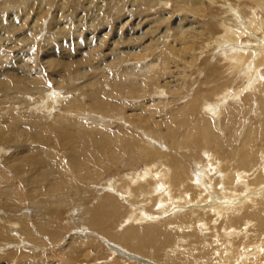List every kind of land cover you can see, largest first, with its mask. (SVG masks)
<instances>
[{
  "label": "rangeland",
  "instance_id": "374dc122",
  "mask_svg": "<svg viewBox=\"0 0 264 264\" xmlns=\"http://www.w3.org/2000/svg\"><path fill=\"white\" fill-rule=\"evenodd\" d=\"M256 10L257 4L253 0H0V130L2 126L6 127L3 129L5 140L0 137V165L2 164L0 169L3 168L2 171L10 173L6 162L12 165L14 161H20L21 169L25 175H34L36 170L41 171H39L40 175H47L42 177V184L41 182L38 184L41 189L38 188V185H34L33 181L28 188L24 184V180L13 172V175L10 174L9 176L12 179L9 188L2 186L3 190H0V230H5L9 225L7 222L5 225L4 217L10 214L9 210L13 213L21 212L20 214H22L21 210L32 212L34 206H37L38 212L42 215L30 213L29 220L25 218L28 215L22 216L20 220L18 216L13 215L9 221L11 222L10 225L14 223L19 225L28 221L27 225L30 224V227L24 226L27 228L20 230H14L11 226L8 227L10 236L7 235L4 241L0 239V264H146V262L183 264L184 254L187 256L185 258L186 264H227L224 262L225 259H221V257L223 253V256L227 254L228 249L239 248L238 250H241L245 246L242 251L245 250V254H252L255 252L256 245L263 252H260V258L259 256L253 257L254 259L251 258L248 264L263 262L264 226L259 224L256 218L260 215L264 217L261 208V206L264 207V193L261 196L258 195L263 200L262 205L261 201L251 203L246 200L244 204H241V199L243 195H249L254 191L264 192V182L259 186L253 184L254 176L257 173L264 176V169H260L261 165L264 164V157H258V159L250 162V156L248 157L249 160L238 156L237 162L230 163L225 159L224 154H214L210 159L214 162L213 174L219 181L210 186L216 188L220 196L221 192L218 189L221 190L225 186L227 175L230 171H234L235 167L249 165V171L250 168L260 170L259 172H249L250 176L249 179L247 178V182L250 185L248 190L243 189L242 184L235 186L236 188L232 187L231 192L235 194L232 193V195L220 198L224 204L235 203L233 205L235 207L230 208L229 205L222 207L220 205L215 211L214 208L205 205L209 204L211 199L208 192L206 197L200 187L191 188L188 194L191 201L182 202L181 200L173 205V208L168 203L171 207L162 209L167 215L160 214L157 204L155 210L159 211H156L154 215L145 217L146 221L142 218H139L140 221H136V225L141 227L138 229V240L150 230L155 231L159 225L164 227V219L159 218V216L169 219L172 217L171 222H175V224L179 221L184 222L185 225H166L168 231H176L179 235L173 248H158L157 250V245L153 244L144 247L142 251H137L135 250L136 245L131 243L127 245L116 243L120 247L117 251L112 250L107 244V241L109 243L115 242V238L107 234L110 232L109 229H105L102 233L94 231V229H85L88 235H85V232L79 236L77 232L81 228L76 225L83 222L75 224L74 221L76 222V220L74 219L77 218L79 222L84 218V214L77 216L73 211L78 209L79 211L81 209L89 211L100 205L110 194H102L100 199H96L99 193L98 187L106 185V182L112 180L113 176L120 171L124 175L127 171H131V173L143 172L146 164L143 162L144 158L141 159L143 165L140 168L123 163L118 168L113 165L110 169V171H114L112 173H108L105 166L100 162L99 174L102 175L96 176V171H89V167H82L74 170V172L70 171V164L79 163L73 162V158H69L66 154L67 147H61L54 159L50 157V159L45 160L46 155L41 157L43 154L35 152L28 156L23 154L39 146V143L33 140H26L24 128L33 127L32 122H38V127H33L37 132H42L60 120L76 119L84 123L94 134L108 133V131L120 133L129 130L137 135H142L139 128L128 122L127 116L131 111L138 110L139 107L145 108L144 105L147 102L154 104L153 107H150V103L147 104L146 107L149 109L147 112L156 111L154 117L159 119L160 116L167 115L170 111L177 115V109L188 104L196 93L200 95V92L203 94L212 90L214 95L221 92L224 95L228 92L231 94L230 91L236 92L235 90L243 88V84H247L244 83L246 78L242 79L230 74L233 71L226 63L223 51L228 50V54H231L238 46L250 48L264 46V10L258 9L257 12ZM254 15L255 17H253ZM251 24L252 26H250ZM227 28L233 29V33L240 31L239 35H236L239 40L238 42L236 39L238 43L226 40ZM243 53L247 52L244 51ZM262 56L264 58V55ZM262 56L258 61L263 59ZM249 67L250 64L248 69ZM253 70L264 75V66H258ZM232 77L236 79L232 80ZM127 80H136L139 83V87L137 84L134 91L147 87V93L143 97L133 96L127 101L124 98L116 97L117 100L115 99V101L118 103L122 101L128 106L131 104L134 110L128 107L127 114L119 113V111L98 113L94 107L97 103H91L90 99L83 105L87 107L90 104L89 107L80 108V114H76L74 111L70 112L67 102L71 98L76 97L83 101L82 99L88 94L102 91L99 92V95L101 94L105 100L106 96L108 98V94L112 92L114 84H123V81ZM212 86L217 89H211ZM74 90L79 91L74 92ZM35 91L39 92L33 95ZM251 92L246 91L240 97L242 101H231L226 105V110H237V114L234 116H240V121H244L249 126L240 123L241 127L234 124H229L226 127H234L235 136L243 133L245 139L249 136L254 140V137L258 135L259 139H256L254 143L251 141V148L254 152L257 150L256 148L264 147V119L260 118L262 121L261 124H258L257 118H259L260 113L256 110L258 106L256 98L264 97L262 96L264 90L260 89L258 94ZM47 93L48 96L51 94L61 95L57 99L58 104L53 100V97L52 99L48 98L50 100L48 102L54 111L49 114V117H53L49 121L46 120L47 116L41 110L33 108L39 104L38 102L41 103L40 97L46 99L44 94L47 95ZM228 96L230 95L228 94ZM99 99L98 101H101ZM161 101L166 105L160 104ZM247 111L250 112L247 114ZM101 115L105 116L106 121L99 120L97 116ZM134 115L136 114L134 113ZM261 117L264 116L261 115ZM237 119L234 117L233 121ZM210 125L213 130L218 131L217 133L225 132L227 129H223L224 126L221 127V122L217 121L215 117ZM245 125L248 128L243 129ZM250 127H256L260 131L255 136L251 135ZM165 128L166 125L161 124V128L153 134L152 138L157 142L162 141L160 139L165 137ZM56 134L59 135V133ZM142 138L145 147L151 148L150 144L145 142L144 136ZM235 145L233 150H236V155H238L242 143L238 140ZM78 147L73 148L72 146V149ZM94 149L96 153L100 151L98 146L95 147L94 145L90 147V150L85 148L83 154L88 160L93 155ZM160 149L161 155L164 156V163L170 162L171 157L169 155L172 156L175 151ZM208 152L210 151L207 148L202 155L204 156ZM203 156L196 163L197 165H205L207 158ZM35 157L36 161H40L41 158L43 160L41 159L42 164L34 167V171L32 169H34L33 165L36 162ZM229 158L234 160L235 156ZM3 161L7 166L2 163ZM49 164L62 166L55 170V167L53 168ZM216 168L219 170L218 172ZM238 168L242 169L241 172L245 171L242 167ZM191 171L192 169L189 173ZM203 171H206L205 167ZM254 172L255 174L252 176ZM63 176L70 181V184L68 182L57 184L58 179H65ZM80 177L89 181L87 183L82 181L76 185L73 181L76 182V179ZM93 177L97 178L96 181H91ZM133 190L131 188V191ZM198 190L200 191L198 192ZM87 191L88 195H86ZM3 192L4 194H2ZM15 192L23 195V205L21 201L20 205L14 206L13 201L17 200L14 197ZM31 192L34 194L33 197H38L40 196L38 192L41 193L42 197L38 198V203L31 200ZM89 192H92V195H89L91 194ZM6 193L8 195H5ZM124 195L126 196V194ZM177 195L181 197L180 194ZM118 200L121 204L124 202L120 197ZM164 204L167 205V202ZM18 206H20V211ZM210 208L212 211H209ZM178 209L181 212H178ZM138 213L139 211L135 212L136 216H139ZM127 214L125 210H122L116 216L108 218V228L112 229L111 233L121 234L120 229L125 227V232L129 229V223V225L125 224L120 227L121 224L125 223ZM228 215L230 218H227ZM249 216L250 219H248ZM180 217L184 219L178 220ZM43 222L48 225H44ZM188 223H195V225ZM38 224L41 226L37 227ZM42 227L45 228L43 231H41ZM189 229L192 230V233ZM16 236L23 239L17 241ZM82 237H95L96 245L90 243L84 245L77 242ZM30 238H38L39 243ZM64 240L66 241L64 242ZM74 240L77 243L71 244ZM134 243L138 245L137 241ZM177 252L181 255L177 256ZM66 256L71 260L67 261ZM169 258L173 261H169ZM194 259L197 262H193ZM237 259L238 255L233 254L227 258V262L232 263ZM260 264H264V262Z\"/></svg>",
  "mask_w": 264,
  "mask_h": 264
},
{
  "label": "bare ground",
  "instance_id": "6f19581e",
  "mask_svg": "<svg viewBox=\"0 0 264 264\" xmlns=\"http://www.w3.org/2000/svg\"><path fill=\"white\" fill-rule=\"evenodd\" d=\"M253 2L257 4L256 12L258 11V9L264 10V0H253ZM253 13H254V10H253ZM253 17H255V15ZM262 20H263V18H262ZM263 22H264V20H263ZM250 26H252V24ZM226 30H227V35L224 34L227 37L226 40H230L231 42L238 43L239 40L237 39L238 38L237 36L239 35L238 33L240 31L233 33L234 32L233 29L227 28ZM256 32H257V30H256ZM258 32H260V31H258ZM222 39H224V38H222ZM236 39L238 40V42H236ZM260 45H263V43H260ZM260 47L261 48H250V47L238 46L232 51L231 54H228V50L223 51V55L225 56L224 59H225L226 63H228L230 69H232L233 72L238 70L236 73L230 72V74H233L232 76H234V77L236 76V77H239L242 79L246 78L244 80L245 81L244 83H247V84H243V88H241L239 90L237 89L238 91L235 90L236 92L230 91L231 94L228 92L227 94L223 95L222 94L223 92H221V89H220L221 93H218L215 95H214V92L212 90H209L203 94H201L202 92H200V95L196 93L189 100L188 104H185L180 109H177V111H178L176 113L177 115H174V113H171V111H170L169 114H167V115L165 114L163 116H160L159 119L154 117L156 115L155 114L156 111H151V112L148 111L147 112V110H149V109H147L146 106H148L147 104L150 103V107H153L152 105H154V104L152 102L145 103V105H144L145 108L139 107L138 110L131 111L129 113V115L127 116L128 122L133 124L135 127L139 128V130L142 131V135H137V134H135L129 130H124L123 132H120V133L108 131V133L94 134V133H91V130L88 129L84 123L79 122L76 119H66V121L60 120L55 125H53L51 127H47L42 132H37L33 129V127H38V122H32L31 124L33 127L24 128V131L26 133V140H33L34 142L39 143V146L35 149H30V150H28V153L24 152L23 154L28 156L29 154H32L35 152L37 154H43L41 157L46 155L44 157L45 160H47L48 158L50 159V157H53V159H54V157L57 154V151H59L61 147L62 148L67 147L68 150L66 151V154L69 156L70 159L73 158V162L79 163V164H75V165L70 164L71 165L70 171H72V172H74V170L81 169L82 167H89L88 168L89 171H92V172L96 171V174H97L96 176H101L102 174H99V172H100L99 163L100 162L105 166V170H107L108 173H112L114 171H110V169L113 165H116V167L118 168L123 163H127L130 166H138L140 168L143 165L141 159L144 158L143 162H144V164L145 163L146 164H145V168H144L145 170L143 172L142 171H140V172L136 171V172L131 173V171H127L126 174L124 175V174H121V171H120V172H118V174H115V176H113L112 180L107 181L106 185H104V186L100 185L101 187H98L99 193H98V197H96V199H100L102 194H110L108 197L105 198L104 202H102L100 205H97V207H94L92 210H89V211H87L86 209H81L82 211L81 210L79 211V209L73 211L74 214L77 216L80 214H84V216H83L84 218L81 219L79 222H78L77 218L74 219V220H76V222L74 221L75 224L83 222L82 224L76 225V226H79V228H81V229H79L80 231L77 232L79 236H82V234H84L85 232H86L85 235H88V232L85 229H94V231L96 230L100 233H102L105 229H109L110 232H108L107 234L112 235L115 238V242L109 243L107 241V244L110 246V248H112V250L119 251L120 247H118L116 245V243H123L125 245L131 243L133 245H136L135 250H137V251H142L144 249V247L149 246V245H153V244L157 245V250H158V248L171 249L175 245V242H177V236H179V235H178V233H176V231L175 232L171 231V230L168 231V227L166 225H170V226L175 225L176 226V225L184 224V222L181 223L179 221V222H176V224H175V222H171L172 217H170V219H169V218H162V216H159V218L161 217V219H164V223H163L164 227H162V225L161 226L159 225V228H157L156 230L154 229L155 231L150 230L148 233L144 234L140 240H138L137 239L138 229H141V227H138L137 226L138 224L136 225V221H138L139 218H142L143 220H145V217H147V216L149 217L150 215H154L156 211H159V210H155V208L157 209L158 205H159L158 209H160V214L163 215L164 211L162 209L170 208L171 206L173 208V205L177 204L181 200H182V202H189L191 197L188 194H189L191 188H199L200 187V189L202 190V193H204L206 197H207L206 194L208 192L211 199L209 198L210 199L209 204H205V205L214 208L215 211L218 209V206H220V205L222 207L228 206V205L230 208L235 207V206H233V205H235V203L224 204L223 202L220 201V198H222L223 196L226 197L228 195H232L233 192H231V190H232V187H235V186H239V185L243 184V189L248 190L249 185H250V183L247 182L248 181L247 178L250 176L249 172H253V171L259 172L260 170H258V169L255 170V168H250V171H249V168H248L249 165L235 167V170L230 171L229 174L227 175V179H225L226 180L225 186H223V188L221 190L218 189L221 192V196H220V193L218 194L217 189L210 186V185H213L214 183L219 181L215 177V175L213 174V172H214L213 163L214 162H212V160L210 158L213 157L214 154L220 153V154L225 155V159L227 161H229L230 163H235L238 161V156L244 157L245 160H249L248 157L250 156V158H251L250 162L258 159V157H260V158L264 157V147L256 148L257 150L254 152L252 151V148H251V146H252L251 141H253V143H254L256 139H259V136L256 135L258 133V131H260V130H258V128H256V127L251 128L250 127L251 128L250 134L254 135V136L256 135L255 137L253 136L254 137V140H253L249 136L245 139V134H243V133H242V135H236L235 136V134H234L235 129H233L234 127L233 128H231L230 126H229V128L226 127L229 124H234L236 126L238 125V127H241L240 123H245L244 121H240V116H234L237 114V112H236L237 110L236 111L235 110H226L227 109L226 105L228 103H230L231 101L240 100V97L246 91H249V92L252 91L251 93L258 94L260 89L264 90V81H263L264 75H262L261 73H257L256 71L254 72V70H253V68H255V69L258 68V66H262V67L264 66V58L262 56V55H264V46H260ZM244 51H246L247 53H243ZM254 54H256V55L254 56ZM233 55H234V57H231ZM229 56L231 58H228ZM260 56H262L263 59L258 61V59L261 58ZM249 59H250V61H249ZM249 64H250V67L248 69ZM149 66H151V65H149ZM146 69H148V68H146ZM148 70H150V69H148ZM152 74H154V73H152ZM217 75H219V74H217ZM234 77H232V80L236 79ZM125 78L127 79V77H125ZM136 79H138V78H136ZM137 84L139 87V83L136 80H133V81L127 80V81H123V84H114L112 92L108 94V96H109L108 98L106 96L105 100L103 99V96H101V94L99 95L100 91L94 92L91 95L88 94L87 97L85 96L82 99L83 101L79 100L76 97H73L70 100H68V102H67V103H69V110H70V112L74 111L76 114H80L81 113L80 108H88L89 107L90 104L89 105L87 104L88 105L87 107H84L83 105L86 101H88V99H90V101H92L91 103H94V104L97 103L94 105V107L97 109L96 111L98 113H107L108 111H119V113L123 112V113L127 114V108L128 107L132 108L131 104L128 106L127 103H124L122 101L118 103L115 101V99H116V97L117 98H124L127 101L128 99H132L133 96L134 97H143V95L147 93V87L146 88L143 87L141 89L139 88L138 90L134 91V88L137 86ZM240 84H241V82H240ZM212 88H213V90L217 89V88H214V86H212L211 89ZM206 90H208V89H206ZM76 91H79V90H74V92H76ZM38 92L39 91H35L33 93V95H35ZM228 94L230 96H228ZM44 95H45L46 99H43L42 97H40L41 103L38 102L39 103V104H37L38 106L36 105L35 107H33V106L32 107L35 110H39V111L41 110L47 116L46 120L49 121L51 118L53 119L52 116L49 117V114H52L54 111L52 110V107L50 106V103H49L50 100L48 98L52 99V97H53V100L58 104L59 101L57 99H59V97L61 95L57 96V94L56 95L51 94L48 96V93H47V95L46 94H44ZM250 95H252V94H250ZM250 95H249V97H250ZM262 96H264V95H262ZM99 98L101 99V101H98ZM48 100H49V102H48ZM61 101H62V99H61ZM177 101H179V99H177ZM240 101H242V99ZM159 103L162 105H166V103H164L163 101H161ZM256 103L258 105L256 107V110H258V112L260 113V116H259V118H257V120H258V124H261L262 119H264V117H261V115L264 116V97L256 98ZM151 109L154 110L153 108H151ZM237 109H238V107H237ZM251 109H252V107H251ZM131 110H134V109L132 108ZM163 110H161V111H163ZM203 110H204L205 114L203 113ZM249 112L250 111H247V114ZM134 113L136 115H134ZM259 113H258V115H259ZM94 116H96V115H94ZM233 116L238 118V119L236 121H233V119H234ZM248 116H250V115H248ZM253 116H255V115H253ZM97 117L99 118V120L106 121L104 119V117H105L104 115L97 116ZM157 117H158V115H157ZM214 117H215V119H217V121L221 122V124H222L221 127L224 126L223 129L227 128V129H225V132L217 133L218 131L216 132L215 130H213L211 128L210 122L212 121V119ZM260 118H262V119H260ZM125 122L127 123V121H125ZM161 124L166 125V128L164 130L165 137H162L160 139L162 141L157 142L152 137H153V134H155L159 131V129L161 128ZM245 124H247V123H245ZM247 125L243 126V129L246 128ZM5 128L6 127L2 126V128L0 130V137L2 140H5V137L3 135V131H4L3 129H5ZM56 133H59V135H57ZM224 133H225V135L223 136ZM142 136H144V138L146 139L145 142L149 143L151 148L145 147L144 140H143ZM69 139H70V141H69ZM238 140L241 141L242 145L238 151V155H236L237 151L233 150V149L236 147L235 144ZM163 141H165V142H163ZM75 144H76V146H74ZM92 145H94L95 147L98 146L100 151H98L96 153L95 152L96 150L94 149L93 155H91L90 159L88 160V158H86V155H84L83 152H84L85 148H88L90 150V147ZM72 146H73V148L78 147V146L79 147L72 149ZM159 147L165 148V150H169L170 152L175 151V154H173L172 156L169 155L171 157L170 162L164 163V156L161 155L162 151ZM207 148L210 152L206 153L203 156L202 154ZM212 148H214L215 150H213ZM13 156L15 157V155H13ZM16 156H17V154H16ZM202 156L204 158L205 157L207 158V160L205 161V165L204 166L197 165L196 163H198L201 160ZM232 156H235L234 160H230L229 157H232ZM36 157H35V161H36ZM23 159H25V158H23ZM41 159H40V161L37 160L35 162V164L33 165V168L39 166V164L41 163ZM69 161H71V160H69ZM2 163L5 164L4 161ZM6 164H5V166H7L10 169L9 170L10 173L2 171L3 168L0 169V190L1 191L3 190L2 186H5V188L8 189L9 186L12 184V179L9 177L10 174H12V172L17 174L19 177H21L22 180H24V184H26L28 186V188H30L32 181H33L34 185H38L39 182H41L42 177L46 175V174L40 175V173H39L40 170L35 171V168L32 170H34L36 174H34V175L32 174L30 176H28V174L25 175L23 173L24 171L21 169L22 165H21L20 161L19 162L14 161V163L12 165L7 163V162H6ZM55 165L56 166H54V165L53 166L50 165V166L53 168L55 167V170L61 168V166H62V165H57V164H55ZM204 167L206 168V171H203ZM238 167H242L245 171L241 172L242 169H239ZM191 169H192V171L189 173V171ZM260 169H264V164L261 165ZM5 170H6V168H5ZM67 171H69V170H67ZM216 171L218 172L219 170L216 168ZM255 172L252 174V176L255 174ZM58 173L60 175V172H58ZM209 173H211V174L209 175ZM190 176H193V177L191 178ZM216 176H217V173H216ZM69 179L74 180L73 177H72V179L71 178H69ZM96 179L97 178L93 177L91 179V181H96ZM253 180H254V183H253L254 186H259L264 182L263 181L264 176L262 174L257 173L254 176ZM82 181H86V183H87V181H89V180H86L85 178L80 177L79 179H76V182L75 181H73V182L77 185V184H80ZM239 181H242V182L240 183ZM67 182L70 184V181L68 179H66V178L61 179L60 178V179H58L57 184H63V183L65 184ZM41 184H42V182H41ZM52 184H55V183H52ZM46 187H48V186H46ZM38 188H40V186ZM131 188H133L134 190L131 191ZM195 191H196V189H195ZM199 191L200 190H198V192ZM89 193H91L89 195H92V192H89ZM263 193H264L263 191H257V192L254 191L253 193H251L249 195L248 194L243 195V197L241 199V204H244V201L246 200V201L251 202V203H253L255 201H258V202L261 201L262 202L261 205H262L263 200L261 198H259L258 195L261 196V195H263ZM2 194H4V192ZM124 194H126V196ZM177 194H180L181 197H178ZM233 194H235V193H233ZM5 195H8V193H6ZM33 195L34 194L32 193V199L31 200H33V202H35V203H38L39 199L42 197L41 193L39 194V192H38V195H40L38 197L37 196L33 197ZM86 195H88V191H87ZM196 195H197V193H196ZM198 195H203V194H198ZM118 196L124 201L122 204L118 200L119 199ZM14 197L17 198L16 201H13L14 206L20 205L21 201H22V205H23V203H24L23 195H20V194H18V192H15ZM196 197H198V196H196ZM172 199H174V200L176 199L177 202L172 200ZM165 202H167V205L164 204ZM172 202H173V204H172ZM168 203L171 204V206H169ZM153 204H155V205L153 206ZM18 207H19V211H20V206H18ZM185 207H186V205H185ZM261 208L263 209L262 212H264V207L261 206ZM84 210H85V212H84ZM122 210H125V212L128 214L125 217V223L123 225L121 224L120 227H123L125 224H127V225L130 224L128 226L129 229L126 232H125V229H126L125 227L120 229V230L118 229L119 232H122L121 234H115L116 232L111 233L112 229L108 228V218L116 216ZM174 210L176 211V209H174ZM180 210H182V209H180ZM203 210H205V209H203ZM9 211H10V214H7L6 216H4L5 217V225L7 222L9 224L8 227L10 228V226H11V228L14 230H20L22 228L30 227V224L27 225V222H28L27 221V222H25V223L23 222L22 224H19V225L16 223L10 225L11 222H9V221H11V218H13V215L18 216L19 220L24 215H28V216H25V218L27 220H29L30 219L29 218L30 213H37V215H42V213L38 212L37 206H34V210L32 212H28L27 210H24V209L21 210L22 214H20L21 212L20 213H17V212L13 213V212H11V210H9ZM136 211H139V213H138L139 216H136V214H135ZM200 211H202V210H200ZM209 211H212V209L210 208ZM215 211H213V212H215ZM223 211H225V210H223ZM178 212H181V211H179V209H178ZM193 213H194V211H193ZM218 213H219V211H218ZM164 214L167 215L166 213H164ZM169 214H170V212H169ZM191 215H193V214H191ZM181 216H183V215H181ZM184 216H185V214H184ZM262 217L263 216L260 215L256 219L258 220L259 224L264 226V217L263 218ZM227 218H230L229 215ZM84 219H86V220H84ZM182 219H184V218H182V217L178 218V220H182ZM248 219H250V216ZM188 221H189V217H188ZM190 221H192V220L190 219ZM29 223H30V221H29ZM43 224L48 225L45 222H43ZM188 224L193 225V226L195 225V223H188ZM24 226H27V227H24ZM39 226H41V225L38 224L37 227H39ZM8 227H6L5 230L4 229L0 230V239L2 241H4L5 238H7V235L10 236V234L8 233L9 232ZM44 229L45 228L42 227L41 231H43ZM183 229H185V228H183ZM186 230H187V228H186ZM190 231L192 233V230H190ZM255 232H256V229H255ZM139 234H140V232H139ZM205 235H206V233H205ZM16 237H17V239H16L17 241H21L23 239V238L20 239V236H16ZM30 239L34 242L39 243L38 238H34V239L30 238ZM86 239H88V240L86 242H84V240H86ZM186 239H188V238H186ZM201 239H202V237H201ZM203 239H204V236H203ZM206 240H208V239H206ZM65 241L66 240H64V242ZM136 241L138 242V245L134 243ZM260 241H261V239H260ZM77 242H81L84 245H87L88 243L96 245L95 237H92V238L82 237L80 239V241H77ZM77 242H75V240H74L71 242V244L77 243ZM200 244H202V243H200ZM66 247H67V244H66ZM63 248H65V247H63ZM110 248H109V250H110ZM121 248L124 249V247H121ZM243 248H241V250H238L239 248L228 249L226 251L227 254L225 256H223L224 255V253H223L221 259L224 258L225 261L224 260L223 261L226 262L227 264H248V262L250 261L251 258L257 257V256H259V258H260V252H263V250H261L257 245L255 247V252L252 254H245V250L242 251ZM202 250H204V249H202ZM232 250H233V252H232ZM114 254H116V253H114ZM233 254H237L238 259L234 260L232 263L227 262V258ZM155 255L157 256V254H155ZM176 255L177 256L181 255V253H178ZM69 257H70V255H69ZM186 257L187 256H185V254H184L183 255V261H184L183 264H186V261H187L185 259ZM66 258H68V257L66 256ZM157 258H158V256H157ZM70 260L71 259L68 258L67 261H70ZM63 261L65 262V260H63ZM169 261H173V260L170 259ZM195 261H196V259L193 260V262H195ZM150 262H154V261H150ZM263 262H259L258 264L263 263ZM146 264H152V263L146 262ZM173 264H177V262H174Z\"/></svg>",
  "mask_w": 264,
  "mask_h": 264
}]
</instances>
